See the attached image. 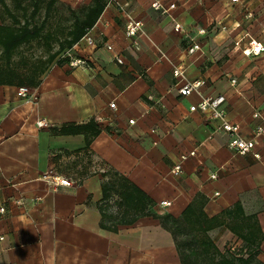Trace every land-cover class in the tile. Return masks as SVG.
Returning <instances> with one entry per match:
<instances>
[{
    "label": "crops",
    "instance_id": "crops-1",
    "mask_svg": "<svg viewBox=\"0 0 264 264\" xmlns=\"http://www.w3.org/2000/svg\"><path fill=\"white\" fill-rule=\"evenodd\" d=\"M158 1L175 6L163 13L153 0H104L84 35L54 58L34 86L26 85L28 98L18 96V85H0V264H181L173 236L157 219L118 223L115 195L101 209L107 179L101 172L107 169L139 188L157 215L178 218L194 202L210 218L239 203L263 233L256 258L264 263V134L255 146L258 160L233 154L217 122L189 110L201 97L222 94L228 121L243 135L260 124L254 111L264 119V51L247 57L233 45L248 33L264 46V0ZM92 3L56 0L48 17L55 21L52 31L62 35L60 21L71 19L59 41ZM124 3L142 22L135 37L125 35V15L116 6ZM7 21L0 14V24ZM57 41L50 49L45 44L47 53L58 49ZM191 42L200 48L188 54ZM173 68L204 84L180 96ZM21 73L25 80L33 77L27 69ZM39 120L45 125L37 126ZM90 120L99 133L88 146L83 133L58 132ZM182 155V172L173 175ZM52 176L69 183L58 185ZM101 214L115 231L101 227ZM208 235L221 252L229 241L240 244L224 226Z\"/></svg>",
    "mask_w": 264,
    "mask_h": 264
},
{
    "label": "trees",
    "instance_id": "trees-1",
    "mask_svg": "<svg viewBox=\"0 0 264 264\" xmlns=\"http://www.w3.org/2000/svg\"><path fill=\"white\" fill-rule=\"evenodd\" d=\"M25 0H13L10 8L4 0H0V14L6 16L10 23L0 24V85L34 86L36 77L41 74L54 58L64 49L70 48L96 21L103 10L104 0H93L87 8L82 20H75L71 28L66 32V37L59 41L56 51L47 53V56L36 63H32L29 72L33 77L26 80L23 73L14 66L13 56L22 46L33 41L42 40L50 49V42L55 38L45 31L48 17L56 0H46L44 4V17L38 22L36 16L40 10L41 0H34L32 10L27 14V8L23 4ZM17 12L20 15H17ZM24 63V62H23ZM61 134L83 133L87 137V145L99 133L95 122L90 120L80 125H64L58 129ZM83 176L86 173H82ZM102 177H107L101 183L102 210L110 206L108 202L115 195L117 207L116 221L122 224H132L139 217L152 216L160 225L168 230L179 254L181 264H264L257 260L263 233L254 216H245L239 203L222 211L218 216L208 218L202 210V206H196L191 202L183 210L178 218L168 214L157 215L149 211L151 200L136 186L117 172L107 169L101 172ZM101 214V227L115 231L116 228L105 225ZM224 226L237 240L240 241L238 248L227 245L223 252L219 251L208 235V232L216 227ZM233 248V249H232ZM238 250V252H237Z\"/></svg>",
    "mask_w": 264,
    "mask_h": 264
},
{
    "label": "built area",
    "instance_id": "built-area-1",
    "mask_svg": "<svg viewBox=\"0 0 264 264\" xmlns=\"http://www.w3.org/2000/svg\"><path fill=\"white\" fill-rule=\"evenodd\" d=\"M232 2H236L238 0H231ZM116 6L122 11L125 15V35L127 37H135L138 33H142V22L134 19L129 13L126 12L127 4H116ZM152 6L155 9L161 10L163 13H167L170 9L174 8V4L168 5V7H164L158 0H153ZM247 17H251L252 13L247 12ZM217 26L221 30H225L226 27L218 23ZM174 30L179 31L180 27L178 24L174 25ZM85 39L88 44H92L91 38L85 35ZM235 48L240 49L244 56H254L258 55L262 51H264V46L258 43L255 39H253L248 33H244L238 39L233 42ZM108 49H111L110 46H107ZM200 45L196 42H191V45L187 49L188 54H192L195 51L199 50ZM69 56V52H66L62 55ZM116 60L121 63L119 58ZM74 61L72 62L75 64ZM172 75L180 82V85L177 88V92L180 96H187L193 91H197V89L204 84V80H195V81H187L183 75V71L178 68L172 69ZM231 85L236 83L235 79L230 80ZM17 94L21 98H28L29 89L26 86H20L17 89ZM225 97L222 94L213 96V97H201L197 104L189 107L190 111H200L205 114V118L207 121H216L217 125L215 129L224 132L228 137L227 147L233 154H251L252 157L256 160L260 158L259 153L255 150V146L258 143V138L260 135L264 134V119L262 118L259 111H254L252 116L260 120V124L256 125L254 129L251 131L250 135L245 136L240 132L239 126L228 121L226 116V110L224 108ZM110 107H114V103H110ZM129 123H133L132 120ZM45 125L43 120H39L37 122V126L42 127ZM194 152H190V155H193ZM187 156L182 155L180 161L176 163L172 169L171 173L173 175H179L182 172L181 161L184 160ZM211 179L216 178V174L212 173L210 175ZM51 179L58 185H68L69 181L67 179L59 178V177H51ZM160 204L162 206H168L170 204L169 201H161ZM5 211L4 207L0 206V213Z\"/></svg>",
    "mask_w": 264,
    "mask_h": 264
},
{
    "label": "rangeland",
    "instance_id": "rangeland-1",
    "mask_svg": "<svg viewBox=\"0 0 264 264\" xmlns=\"http://www.w3.org/2000/svg\"><path fill=\"white\" fill-rule=\"evenodd\" d=\"M34 0H25L23 2V4L25 5V7L27 8V14L30 13V11L32 10V3ZM46 0H41L40 2V10L36 16V21H40L43 17L44 14V4H45ZM17 15H20L19 12H17ZM67 15V14H66ZM52 17V16H51ZM50 17V19L48 20V23L46 25L45 31H52L54 29V25H55V21ZM70 21L69 20H61L60 24L63 25V29L62 30V35H58V33L55 32H51L52 34H54V38L57 40H59V38H62L64 35V31L66 28H68L70 26ZM8 23H10V20L7 21ZM56 29H58L56 27ZM51 41V43H55L56 40ZM47 55V49L45 47V44L42 42V40H37V41H33L28 45H24L21 48H19L13 57V64L16 65V68L24 71V69H27V71H29L32 63H36L39 59H44V57ZM2 58H0V64H2ZM24 62V63H23ZM227 245H232L233 248H238L239 244H236L233 241H229L227 242ZM226 248V247H225ZM232 248V249H233ZM240 248H238L239 250ZM237 250V252H238Z\"/></svg>",
    "mask_w": 264,
    "mask_h": 264
}]
</instances>
